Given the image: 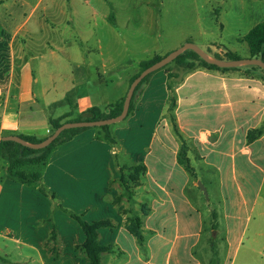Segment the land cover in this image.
Here are the masks:
<instances>
[{
    "label": "crops",
    "instance_id": "1",
    "mask_svg": "<svg viewBox=\"0 0 264 264\" xmlns=\"http://www.w3.org/2000/svg\"><path fill=\"white\" fill-rule=\"evenodd\" d=\"M22 1L42 5L45 11L63 6L57 0ZM121 17L115 9L101 17L85 16L89 30L84 31L61 14L2 17L0 136L44 139L53 130L51 120L67 122L92 107L109 113L126 97L141 62L178 49L158 46L140 54L110 45V39L98 33L99 23L121 37L119 30L128 29L121 26ZM171 97L191 164L226 163L234 181L238 165L260 168L264 78L258 69L220 71L197 65L192 71L153 73L137 93L133 112L114 124L118 127L110 126L114 143L101 128L76 134L57 146L40 168L39 185L10 179L8 158L0 157V264H91L82 249L86 235L72 213L88 223L110 222L99 230L100 244L112 248L102 253V264H203L195 254L203 214L189 196L191 174L178 160L181 142L169 116ZM163 113L166 119H161ZM254 130L262 135L249 144L247 135ZM139 165L146 170L132 187V197H125L121 177L129 178ZM225 198V241L232 244L234 233L246 232L243 222H251L254 205L244 197L230 208ZM132 217L142 220V242L128 229ZM234 240L237 243V236Z\"/></svg>",
    "mask_w": 264,
    "mask_h": 264
},
{
    "label": "rangeland",
    "instance_id": "2",
    "mask_svg": "<svg viewBox=\"0 0 264 264\" xmlns=\"http://www.w3.org/2000/svg\"><path fill=\"white\" fill-rule=\"evenodd\" d=\"M30 1L36 2L37 0ZM49 1L52 0H46L47 3ZM57 1L63 6L50 7V10L45 11L42 5H26L22 0H6L8 3L6 4L4 0H1L0 20L8 15L23 16L34 12L61 14L63 19L72 18L78 30L84 31L89 30L87 23V29L84 27L83 18L85 16L101 17L106 12L115 9L122 16L121 26L128 29L119 30L122 36L115 37V34H111L109 26L101 21L98 33L110 39L109 44L119 49L132 50L140 54L144 49L158 46L161 50L168 47L174 49L182 47L186 44V38L192 37L194 41L192 43L212 56L220 54L226 57L229 52H232L239 59L251 58L249 46L244 37L254 26L264 22V0H124L121 6L119 4L123 0H111L110 3L89 0L92 5H87V0H70V3L65 0ZM112 1L116 3L115 7ZM112 18L113 14H110V19ZM2 24L4 23L0 21V26ZM71 34L72 32L69 31L68 35ZM91 43H94L93 39ZM165 55L166 53L160 51L148 56L145 61ZM177 68L174 63L167 66V69ZM141 70V65H139V71L135 76ZM162 70L164 71L161 69L155 73ZM259 71L263 75V72ZM135 76L131 78V81ZM169 114L174 115V113ZM164 115L165 113L161 119ZM111 127L118 126L112 125ZM98 128L100 127H94V129ZM53 133L54 129L49 136ZM249 133L253 139L251 143L262 135L261 130L249 131ZM262 154L264 155V151ZM3 161L5 164L8 163L6 160ZM191 165L196 171V177L191 174L188 192L193 202L202 211L204 221L201 242L195 250L197 257L202 260L203 264H264V158L259 169L238 165V176L235 181L232 179V169L226 163L220 167V165L205 164L201 160L197 162L194 160ZM40 167L28 166L27 171L40 172ZM199 181L207 189L209 198L200 189ZM126 195L129 196L127 190L125 197ZM244 197L251 200V206L254 205L252 220L248 224L246 220L243 222L242 230L248 227L246 232H241L240 235L234 233L231 237V244L225 241L227 229L222 207L223 201L224 198L228 199L231 208L233 205L230 203L240 201ZM215 225H218L216 232L213 230ZM260 233L263 234L262 238L259 237ZM241 234H243V240L238 244ZM236 236L237 243L234 240Z\"/></svg>",
    "mask_w": 264,
    "mask_h": 264
},
{
    "label": "trees",
    "instance_id": "3",
    "mask_svg": "<svg viewBox=\"0 0 264 264\" xmlns=\"http://www.w3.org/2000/svg\"><path fill=\"white\" fill-rule=\"evenodd\" d=\"M245 42H247L252 58H260L264 61V22L257 24L244 38ZM215 57L219 59H227V60H236L239 59L238 56L235 53H228L226 57H223L221 55H215ZM163 57L156 56L153 60L149 61H143L141 62V68L142 70L147 69L151 65L155 64L156 62L160 61ZM178 68L192 71L197 68V65L203 66L205 68L214 69V70H220V71H230V70H238L240 68H234V69H222L214 65H210L206 63L204 60H202L195 52L193 51H186L182 55H180L174 62ZM252 69H259L263 72V78H264V70H262L260 67L251 66ZM163 69H167V66ZM141 70V71H142ZM139 75V74H138ZM136 75L131 83L135 80V78L138 76ZM153 75L150 74L147 76L137 87L135 94L132 99L131 107L128 116L133 112L134 110V101L137 96V93L141 86ZM170 77L172 78L173 75L170 74ZM169 89L171 87L169 86ZM125 100V99H124ZM124 100H122L117 105L113 106L109 113H104L101 109L98 107H92L86 112L80 114L76 119L67 121V122H80V121H99V120H105L117 117L121 114L123 109V103ZM176 106V100L174 97H171V105H170V113H174V108ZM127 116V117H128ZM173 132L181 142V148L178 154V160L179 163L190 173L193 177H196V171L192 167L190 159L188 157V151L189 147L187 145L186 139L181 134L178 125L176 123L175 115H169ZM52 127L54 129V132L56 129H58L63 123L62 119H56L51 120ZM105 132V138L114 143L115 139L112 136L110 126H104L100 127ZM90 128H77V129H71L63 132L50 146H48L45 149L42 150H32L27 147H23L22 145L7 141V142H0V157H7L9 161V167H8V176L10 179L14 181L21 182L23 184L27 185H39L42 181V175L41 172H28L27 167L28 166H35V167H43L47 164L52 152L55 150L57 146H59L62 143H65L69 140H71L76 134L87 130ZM258 131V130H255ZM21 138L25 139L28 142L31 143H40L44 139H39L34 136H24L19 135ZM253 139L251 137V134H248V142H252ZM40 167V168H41ZM135 170V173L128 177L125 175H122L121 177V183L125 187L127 191H129V198L132 197V187L136 186L138 184L139 176L145 172V167L142 165L133 167ZM133 170V171H134ZM139 173H136L138 172ZM137 175V176H136ZM44 191V189H41ZM45 192V191H44ZM131 192V193H130ZM74 219H76L80 225L83 228V231L86 235V241L82 247V249L86 252L90 259L91 264H102L101 255L103 252H109L112 250L110 246H103L99 242V230L103 227L110 226V222L106 221H100V222H94V223H88L82 219L81 216L71 214ZM142 220L140 217H135V219H130L129 224V231L137 237V239L142 242L143 241V234H142ZM217 225L213 227V230L217 229Z\"/></svg>",
    "mask_w": 264,
    "mask_h": 264
},
{
    "label": "water",
    "instance_id": "4",
    "mask_svg": "<svg viewBox=\"0 0 264 264\" xmlns=\"http://www.w3.org/2000/svg\"><path fill=\"white\" fill-rule=\"evenodd\" d=\"M186 51H193L206 63L217 66L222 69H234V68H241L246 66H256L264 70V61L260 58L251 57L245 59L240 58L236 60L219 59L203 51L200 47H198L194 43L187 42L182 47L168 53L160 61L156 62L155 64L151 65L145 70H142L139 73V75L135 78V80L130 84L129 90L127 92V95L123 103L122 112L119 116L110 119L99 120V121H80V122L63 123L58 129L55 130L53 134L48 136L40 143L28 142L18 135L0 136V142L12 141L32 150H42L50 146L63 132L67 130L77 129V128L104 127V126H111L120 123L124 121L129 114L132 99L139 84L150 74L155 73L156 71L161 70L164 67L168 66L169 64L173 63L180 55H182ZM198 185L200 189L204 192V194L209 198L208 191L203 185V183L199 181Z\"/></svg>",
    "mask_w": 264,
    "mask_h": 264
}]
</instances>
